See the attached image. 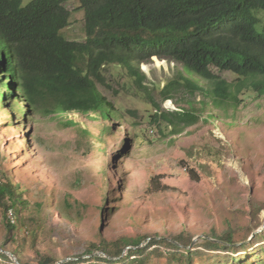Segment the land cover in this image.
Here are the masks:
<instances>
[{
	"label": "rangeland",
	"instance_id": "obj_1",
	"mask_svg": "<svg viewBox=\"0 0 264 264\" xmlns=\"http://www.w3.org/2000/svg\"><path fill=\"white\" fill-rule=\"evenodd\" d=\"M64 1L72 15L62 35L84 41L79 0ZM255 15L264 32V11ZM140 70L143 88L115 67L106 71L107 86H98L121 115L113 132H103L113 123L95 113L54 109L44 115L23 98L13 104L15 114L3 110L7 101L0 105V178L14 182L21 203L11 232L0 207V253L16 250L22 263L36 264L41 255L66 263L90 259L92 245L115 244L128 235L144 238L142 247L146 255L156 254L155 264H168V257L180 264L171 260L172 248L152 246V240L173 241L186 233L197 240L187 247L192 249L205 237L229 233L251 244V232L263 229L264 94L237 97L230 124L206 123L210 107L198 124L183 130L175 116L183 94L171 100L161 95L182 65L153 57ZM219 75L229 84L236 80L228 72ZM159 111L165 117L156 121ZM198 252L206 264H226L225 252ZM0 264L16 263L0 256Z\"/></svg>",
	"mask_w": 264,
	"mask_h": 264
},
{
	"label": "trees",
	"instance_id": "obj_2",
	"mask_svg": "<svg viewBox=\"0 0 264 264\" xmlns=\"http://www.w3.org/2000/svg\"><path fill=\"white\" fill-rule=\"evenodd\" d=\"M79 4L84 13V41L62 35L72 15L64 0H32L26 5L23 0H0V105L7 101L4 111L15 114L13 104L23 98L31 110L44 115L54 109L95 113L113 123L103 132H113L121 115L98 87L107 86V69L122 68L143 88L146 75L140 64L153 57L182 65L181 73L161 95L171 100L183 94L181 111L175 115L183 122V130L198 124L210 107L213 112L206 123L230 124L237 97L264 94V32L257 29L255 15L264 11V0H79ZM225 72L235 76L234 84L220 77ZM23 115L27 116L25 110ZM163 117L161 111L153 115L156 121ZM148 181L153 183L152 178ZM19 198L14 182L0 178L4 215L16 214ZM15 225L7 218L10 232ZM185 234L173 241L152 240V246L168 245L173 249L171 260L180 264H206L198 248L225 252L226 264H264V231L251 244H240L244 241H234L226 233L205 237L204 247L192 249L187 247L193 238ZM143 239L124 235L115 244L102 241L87 250L90 259L63 264H152L156 254L146 255ZM12 254L22 263L16 250ZM0 256L11 262L7 254ZM36 264L58 261L41 255Z\"/></svg>",
	"mask_w": 264,
	"mask_h": 264
},
{
	"label": "water",
	"instance_id": "obj_3",
	"mask_svg": "<svg viewBox=\"0 0 264 264\" xmlns=\"http://www.w3.org/2000/svg\"><path fill=\"white\" fill-rule=\"evenodd\" d=\"M263 230H264V226H263V229H262L261 231H258L257 233H254L252 237H254L256 234L262 232ZM196 241H197V240H194V242L192 243V246L196 243ZM189 248H190V247H189ZM6 254H7L9 257H11V259H12L16 264H21L15 255H13L12 253H9V252H6ZM95 255H96V256H100V255H102V253L95 254ZM90 257H91V256H90ZM109 259H113V258L109 257ZM113 260H117V258H116V259H113ZM58 264H63V262H59Z\"/></svg>",
	"mask_w": 264,
	"mask_h": 264
},
{
	"label": "built area",
	"instance_id": "obj_4",
	"mask_svg": "<svg viewBox=\"0 0 264 264\" xmlns=\"http://www.w3.org/2000/svg\"><path fill=\"white\" fill-rule=\"evenodd\" d=\"M8 219L10 220L11 223L13 224L16 223V216L14 215L12 211L9 212Z\"/></svg>",
	"mask_w": 264,
	"mask_h": 264
}]
</instances>
